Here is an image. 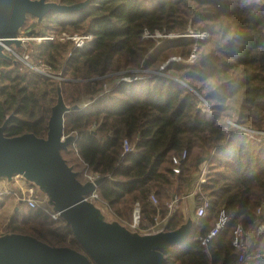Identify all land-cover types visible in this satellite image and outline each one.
<instances>
[{"label": "trees", "instance_id": "16d2710c", "mask_svg": "<svg viewBox=\"0 0 264 264\" xmlns=\"http://www.w3.org/2000/svg\"><path fill=\"white\" fill-rule=\"evenodd\" d=\"M21 29L54 35L28 52L33 65L53 75L9 50L11 59L0 58V125L10 116L5 135H46L60 75L67 102L79 97L89 102L67 116V130L77 138L62 155L87 172L108 175L96 191L115 217L126 222L138 201L143 226L156 215L165 218L166 202L177 196L179 205L164 225L175 229L186 219L183 198L206 164L200 185L209 199L206 214L194 212L187 238L163 250L168 263L236 264L233 229L241 222L251 238L249 251L261 252L246 264H264V0H89L72 12L49 11L40 19L28 14ZM189 30L206 35H180L161 45L153 36L143 37L145 31ZM83 32L91 38L82 47L62 38ZM171 55L182 59L161 69ZM145 68L152 72L143 78L121 79ZM171 70L176 76L164 74ZM124 138L132 146L128 152ZM22 203L0 220V234L25 233L81 250L63 220ZM221 209L231 218L204 250L198 236L208 233Z\"/></svg>", "mask_w": 264, "mask_h": 264}, {"label": "water", "instance_id": "95a60500", "mask_svg": "<svg viewBox=\"0 0 264 264\" xmlns=\"http://www.w3.org/2000/svg\"><path fill=\"white\" fill-rule=\"evenodd\" d=\"M88 1L0 0V58L11 59L7 53L11 47L28 43L19 37L28 14L40 19L49 11L80 10ZM57 79V101L44 137L32 132L5 135L10 116L0 125V190L5 187L18 195L16 177L32 186L40 205L57 213L71 228L81 250L51 245L30 234L5 232L0 234V264H169L163 250L185 240L191 230L193 218L186 197L192 190L184 197L185 221L175 229L152 232L130 227L99 200L90 198L108 175L84 176L86 167L78 168L62 155L77 138L76 132L67 130V116L83 110L89 102H82L81 97L67 102L60 75Z\"/></svg>", "mask_w": 264, "mask_h": 264}, {"label": "built area", "instance_id": "2783aa9c", "mask_svg": "<svg viewBox=\"0 0 264 264\" xmlns=\"http://www.w3.org/2000/svg\"><path fill=\"white\" fill-rule=\"evenodd\" d=\"M22 34H20L19 37H21L22 39H24L26 41L32 42L34 46L36 44H38V42H41L43 40L50 41V40L54 39L53 34H44V35L31 34V35H27L26 32L23 35ZM145 34L152 36V34H149L147 31L144 32V35ZM199 35L203 36L204 34L201 33ZM62 38L71 40L73 42L74 47H82L85 44V42L91 38V33H89V32L72 33V34L63 33ZM9 51L11 52V54L14 57L21 60L22 62H24L26 65L30 66L31 68H33L39 72H42L46 75H53L50 72H48L46 69L43 70L44 68L41 69L38 66L31 64V62H29V55L27 53L20 54L17 51H15L12 47L9 49ZM163 67H164V65H162V68ZM126 76H128V75H125L123 77H126ZM136 76L137 75L131 76V77H136ZM130 150H132L131 144L127 138H124V140H123V152H128ZM185 154L186 153L184 152L182 157H184ZM173 161L175 163H179V160L176 157L173 158ZM173 170L178 172L179 171L178 166L174 167ZM206 173H207V166H206V164H203L201 169H200V173L198 174L196 185L192 191L194 197L198 201L196 208H195V215L197 217H202L206 214V210H207V207L209 204L208 197L204 196L200 191L201 183H203L206 180ZM84 176L94 177L97 175L87 173V170H86L84 173ZM18 179L19 178L16 177L15 182H14V184L16 183L15 185L20 190V193L18 195L16 194L17 198L21 199L26 205H28L30 207L41 206L40 201L35 197L33 187L26 184L23 180H22V183H20L18 181ZM19 180H21V179H19ZM9 192H10V190L5 188V187L2 190H0V193H9ZM89 197L90 198H96L97 200H99V196H98L96 190L93 191L89 195ZM150 199L154 204L157 202V199H156L155 195H153V194L150 195ZM166 205L168 208V213H167V216L165 218H160L159 215H156L154 217L153 222L144 223V225L141 226V223H142L141 208H140L139 202L137 201L133 205L131 219L127 223L130 227L136 228L140 232H152V231L164 228V225H165L168 217L178 207L179 198L177 196H172L171 199L166 202ZM44 209L48 212V210L46 208H44ZM257 212L260 213L261 209L258 208ZM48 213L53 219H59V216L57 213H50V212H48ZM230 218H231V214H228L225 211V209H221L218 213V216H217L215 223L209 229L208 233L205 235H199L198 236V239L200 240L202 246L204 247V250L207 249L209 242L225 226V224L230 220ZM262 229H263V226L259 225L258 231H261ZM245 232L246 231L244 230L243 224L241 222L236 223V225L233 229V239H232L233 246L238 251V259H237L236 264H246L250 259H254V258L260 256V254L258 252H256L254 254V253L249 251V247H248V244H247L246 239H245V237H246ZM209 264H212V263H209Z\"/></svg>", "mask_w": 264, "mask_h": 264}, {"label": "rangeland", "instance_id": "374dc122", "mask_svg": "<svg viewBox=\"0 0 264 264\" xmlns=\"http://www.w3.org/2000/svg\"><path fill=\"white\" fill-rule=\"evenodd\" d=\"M26 31H24L23 29H20V34H24ZM204 34L203 36H201V35H199V34ZM22 34V35H23ZM180 35H191V36H196V37H199V38H203L205 35H206V33H204V32H198V33H193V31L192 30H189L186 34L185 33H183V34H181V33H162V32H158V33H155V34H152V36L153 37H155L156 38V43L158 44V45H161L162 43H164L166 40H171V39H174V38H176V37H179ZM150 35H147V34H145L144 35V33H143V37H149ZM28 43L27 44H25V46L23 47L24 48V50H23V52H21L20 54H23V53H27L28 55H29V51L30 50H32L33 49V47H34V45H33V43L32 42H30V41H27ZM13 48V47H12ZM14 49V48H13ZM16 58V57H15ZM182 58L180 57V56H173V55H171L170 57H169V59H167L165 62H163L162 63V65H164V66H166V65H168L169 64V62L170 61H173V60H181ZM29 62H31L30 61V59H29ZM31 64H33L32 62H31ZM162 65H161V69H162ZM39 67V66H38ZM39 68H41V69H43L42 67H39ZM43 70H45V69H43ZM137 72H138V74H136L137 76L136 77H129V76H126V77H122L121 79H123V80H125V81H131V80H133V79H139V78H143V77H145V76H147L146 74H149L150 72H152V70L150 69V68H145V69H138L137 70ZM167 72V73H166ZM164 74H166V75H171L172 76V74H173V76H176V72H174V71H166ZM145 75H144V74ZM82 98V102H85L86 100L85 99H83V97H81ZM69 159V158H68ZM71 160V159H70ZM77 162L79 163V161L77 160ZM71 163H72V160H71ZM78 168H80V166H78ZM207 172H208V169H207ZM87 173H90V172H87ZM200 173V171H198V174ZM90 174H93V173H90ZM18 181L20 182V183H22V180H19L18 179ZM15 182V181H14ZM16 184V183H15ZM27 184V183H26ZM15 196H14V195ZM16 194L13 192V193H9V194H7V195H5V196H3V197H0V220L2 221V222H4V221H6L8 218H10L11 216H13L14 215V208H15V206L17 205V199L18 198H16ZM179 198V197H178ZM190 198H192L193 200V202H191V200H189V204H188V201H187V204H188V207H190L189 209L192 211L193 210V208H194V206H195V208H196V205H197V199L195 198V197H193L192 195H191V197ZM99 201H100V199H99ZM185 201V199H183V202ZM101 204L104 206V203H102L101 202ZM194 204V205H193ZM24 205H25V203H24ZM18 206H19V209H21L22 210V208H20V205L18 204ZM131 212H132V210H131ZM131 212H130V215H131ZM258 213V212H257ZM130 215L128 216V218H126V222H129V218H130ZM3 229V228H2ZM246 234H247V232H245ZM249 234V233H248ZM245 239H246V237H245ZM251 239V238H250ZM250 239H246V242H247V244H248V247H249V245L250 246H252V242H251V240ZM252 251V253H254L255 254V252H258V251H255V250H251ZM259 254H261V252H258Z\"/></svg>", "mask_w": 264, "mask_h": 264}, {"label": "crops", "instance_id": "0c3cea01", "mask_svg": "<svg viewBox=\"0 0 264 264\" xmlns=\"http://www.w3.org/2000/svg\"><path fill=\"white\" fill-rule=\"evenodd\" d=\"M198 178V177H197ZM193 191V190H192ZM191 195L194 197V195H193V193L191 192L187 197H186V199H187V201H188V204H189V200H191V202H193L194 200L192 199V198H190L191 197ZM184 199V198H183ZM193 200V201H192ZM187 204V205H188ZM194 205V204H193ZM105 206V205H104ZM105 208H106V210L108 211V212H110L111 213V211L105 206ZM183 208H184V204H183ZM190 207H188V210H189V214L191 215V217L193 218L194 217V212H195V206H194V208H193V210L191 211L190 209H189ZM185 212V211H184ZM112 214V213H111ZM186 214V213H185ZM113 215V214H112ZM114 216V215H113ZM125 223H127V222H125ZM128 224V223H127Z\"/></svg>", "mask_w": 264, "mask_h": 264}, {"label": "flooded vegetation", "instance_id": "af4514ba", "mask_svg": "<svg viewBox=\"0 0 264 264\" xmlns=\"http://www.w3.org/2000/svg\"><path fill=\"white\" fill-rule=\"evenodd\" d=\"M46 1H50V0H46ZM22 204H24V202ZM22 204H20V205H22Z\"/></svg>", "mask_w": 264, "mask_h": 264}]
</instances>
